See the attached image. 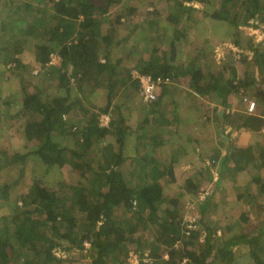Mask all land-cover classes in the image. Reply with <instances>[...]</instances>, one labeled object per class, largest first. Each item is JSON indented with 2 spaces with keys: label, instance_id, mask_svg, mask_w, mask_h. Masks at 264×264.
I'll use <instances>...</instances> for the list:
<instances>
[{
  "label": "trees",
  "instance_id": "trees-1",
  "mask_svg": "<svg viewBox=\"0 0 264 264\" xmlns=\"http://www.w3.org/2000/svg\"><path fill=\"white\" fill-rule=\"evenodd\" d=\"M115 1L118 0H106L100 6L93 0H31L30 3L22 2L13 6L11 12L17 18H13V23L9 22L12 27L7 29L9 39L6 42L0 41V56L5 52L7 59H12L17 66L23 68L21 54H15L22 52L26 44L30 45L26 42L27 39H33L39 29L40 35L32 45L37 65L40 68L46 67L50 53H56L60 58V67L55 73L58 81H61L59 86L69 87V77H73L74 87L81 94L99 88H104L107 92L105 105H96L100 111L85 108L87 121H77L74 130L70 129L72 125L67 123L66 117L69 116L72 105L81 101H70L67 97L70 94L67 92L66 95H49L37 91L25 93L19 98L23 113L31 115L22 126L26 150L21 155L11 154L12 161L7 160L6 163L17 162L22 171L25 156L34 155L40 162L39 174L43 177H33L27 194L23 196V206H11L16 212L9 217L4 216L0 223V264L23 263L22 249L26 247L25 250H31L35 255H39L40 251L46 255L47 249L57 246L66 252H84L92 264H128L126 258L130 251L141 258L150 256L153 264H235L236 245L242 247L249 264H264V218L252 231L240 229L242 224L238 220L227 229L221 227V234L218 236V223L204 219L208 203L214 194V188L209 193L204 192L206 189H201L209 184V176L202 186L192 178L186 179L188 197L199 206L200 217L194 222L184 220L179 198L166 197L170 195L165 190L166 186L177 180L174 162L171 156L165 159L166 157L159 158L155 154V148L163 146L168 141L166 137L172 136L171 129L179 126V114L163 112L161 109L166 104L165 92H170L168 96L176 113L180 100L186 102L190 94L207 98L212 96L219 100L223 108L222 113L217 115L220 126L250 131H260L264 127V117L258 113L229 110L232 93H244L246 90L252 92L256 83L264 82V46H259L264 41L252 43L248 37L245 41L246 37L238 29L240 25H244L264 32V24L261 25L256 20L264 23V0H172L175 7L167 11L164 19L166 25L174 27L175 38L170 41L168 54L156 45L150 46V37L126 46L121 39H114L113 31L124 23L123 11L111 12L109 9ZM141 3L150 4V7L152 4L150 0ZM197 3L204 6L202 12L208 19L234 26L232 46L229 49L239 54L242 61L246 60V49L252 52L251 58L257 59L254 60L257 77L248 72L237 76L236 67L231 62L220 64V69L204 67L200 65L204 57L202 50H197L192 59L183 64L176 62L177 43L186 37L187 27L192 26L188 21L189 15L191 10H195L194 4ZM45 4H49L48 10H45ZM40 6L43 10H39ZM136 7L127 6L126 2L123 4L127 14L133 13ZM149 11H153V7ZM155 17H159V14L154 10L147 16L148 20L139 23L137 27L152 26ZM180 22L183 25L177 29ZM104 23L107 24L105 31L102 29ZM19 35H24L25 39L20 42L15 40ZM143 46L147 47V56L140 54ZM114 50L123 55L113 59ZM123 56L132 58L134 64L128 67L123 65ZM32 63L35 65L34 61ZM68 65L71 66L70 74L65 70ZM182 66L183 76L188 79L189 92H185L187 96L176 95L170 91L169 86H165L154 101L144 102L141 99L137 104L142 113L136 126L139 132L137 136L145 141L148 149L140 156L139 173H143L135 177L143 182L133 186L120 169L124 158V139L131 131V127L126 124L125 114L129 113L131 106L115 103L114 98L122 89L132 97L139 94V80L133 77L132 70L150 74L154 78L161 76L173 80L181 76L178 71ZM200 105H205L203 100ZM102 113L109 114L107 126L99 123ZM0 118L2 120L3 117ZM176 131L179 132L175 130L173 136H176ZM79 132V137H73ZM108 134L114 135V142L118 144L117 151L112 142L102 145L101 141L106 140ZM67 137H72L73 143L80 146V149L64 148L61 142ZM219 155L220 149H214L211 154L201 158H213L216 162ZM66 163H70L78 173L77 183L63 182L57 189L46 184V173L59 170ZM226 165L232 179L243 169L249 168L254 174L247 182V191L244 190L235 197L236 202L243 201L245 197L247 209L242 210L240 218L248 221V212L256 214L264 205V182H261L259 175L261 168H264V141L260 137L254 145L230 147L221 158L216 187L219 180L223 179L222 171ZM145 178L147 180L144 182ZM8 188L5 184L0 185L1 201H9L11 193ZM201 193L204 194L202 198L199 196ZM233 202L234 200H230L227 203ZM229 231L232 234L227 236ZM85 241L90 243L87 248ZM42 242L47 247L38 248V244ZM146 248H149V252L145 251ZM27 259L29 262L26 260L25 263L30 264L34 258L29 256Z\"/></svg>",
  "mask_w": 264,
  "mask_h": 264
},
{
  "label": "rangeland",
  "instance_id": "rangeland-1",
  "mask_svg": "<svg viewBox=\"0 0 264 264\" xmlns=\"http://www.w3.org/2000/svg\"><path fill=\"white\" fill-rule=\"evenodd\" d=\"M30 1L31 0H0L1 42H6L9 39L7 29H12L11 23H13V18H17L11 12L13 6H16L17 3L22 4V2L30 3ZM93 1L96 5L100 6H103L106 3V0ZM141 1L144 0H118L111 3V5L109 6L111 12L123 11L124 14V23H122V25H119L117 30L113 31V38L116 40L121 39L122 41H124L122 44L126 46L127 44L131 45L133 43H136L143 38L150 37V46L156 45V47L160 48L161 50L167 51L168 54L170 41L175 38V36H173L174 27L171 25H166L164 19L167 15V11L174 9L175 2H172V0H150L152 2L151 7H153V11H149V9L151 8L150 4H142ZM124 2H126L127 6L136 5L137 7L135 8V11L131 14H127V12H124ZM194 6L195 10L190 11L188 20L192 24V26L187 27L186 37H184L179 43L176 42L178 44L176 62L178 64H183L184 62L191 60V57L196 54L197 50H202L204 57L201 60L202 63L200 62V65H204V67L220 69V64L231 62L236 67L237 76H242L246 72H248L257 77V65L256 61H254L257 59L251 58L252 52L246 49V60L242 61L239 59V54L233 53L229 49L230 46H232L231 44L234 35V26H229L228 24H222L220 22L208 19L204 12H202V10L205 9L204 6L198 3L194 4ZM48 7L49 4L44 5L45 10H48ZM39 10H43V7L40 6ZM154 10L157 11V14H159V17H155V23L148 28H142L141 26L137 27L139 23L146 22L148 20L147 16H150V14L154 12ZM256 20L261 25L264 24L258 19ZM181 25H183L182 22H180L176 26V28H181ZM16 26L19 27V25ZM106 26L107 24L104 23L102 26L103 31L106 30ZM238 29L240 31V34L246 37L245 41L247 40V37L251 39L252 43L257 42V40L259 42L264 41V32L259 28L245 27L244 25H240ZM262 29L264 30V27H262ZM146 30L147 33H145ZM39 33L40 32L38 29V31L36 32L37 35H35L33 39H27L26 42L30 45L26 44V47L22 52L15 54L16 56L21 54V62L24 64L23 68L17 65L14 69L5 67L7 63L13 60L10 58L7 59V55L5 52L0 56V117H3L2 120H0V185L5 184L6 186H9L8 192L11 193V195L9 194V201L0 200V223H2L4 216L9 217L12 213L16 212L15 208L12 209L11 206H23V196L27 194L28 187L33 182V177H43L41 173L39 174L40 162L36 160L37 157H34V155H29L30 157L25 156L26 159L24 160V167L22 171H20L21 165L17 162H13L12 164L6 163L7 160L12 161L13 157L10 156L11 154L18 153L19 155H21L26 150L24 148L25 135L22 133V126L24 122L31 117V115L23 113L21 107V99L19 98L21 96L23 97L25 93H34L37 91H42L43 93L45 92L49 95H66L67 92V94H70L69 96H67L70 101H81L80 103H75L72 105V110L70 111L69 116L66 117L67 123L72 125L70 128L71 130H74L73 128L75 127L74 125L77 121L82 123H85V121H87L84 115L85 108H89L90 110H95L96 112H98L100 110L96 107V105L103 106L106 103L107 91L104 88H99L98 90H94L93 92L87 90L84 91L83 94H81V92H79L76 87H74L75 85L73 84V81L71 79L69 82V87H61L62 85L59 86L61 81H58L55 73H57L56 71L60 67V65L58 64V60L60 58H56L53 63L46 65V67L43 68H40L37 65V60L34 55L35 49L32 45L34 43V40H37L38 36L40 35ZM23 36L19 35L15 40L20 42V40L25 39ZM259 46H264V43ZM11 52L12 49L10 53ZM146 52L147 47L143 46L142 53L140 54L142 56H147L148 52ZM120 55H123V53L114 50L112 57L113 59H115ZM33 61L35 62V65L32 63ZM121 62L127 67L134 64L132 58H125V56H123ZM52 66H54L55 68H52ZM49 68L50 70L48 71ZM70 68V65L65 68V70H67L69 74ZM182 68L183 66L180 67L178 71L179 75L181 76H179V78L177 79H173V83H171L169 87L170 91H172L176 95L182 94L184 96H187L185 92H189L187 84L188 79L187 77L183 76L184 69ZM34 69H37L38 72L34 73ZM225 73L228 74L227 72ZM69 74L67 75L68 77ZM65 82L68 84L66 80ZM70 87H72V90L70 89ZM262 88L263 84L256 83L252 88V92L246 90L244 93L243 91L232 93L229 101V110L243 109L245 103L242 99V96H250L249 98H255L257 100V94L263 95ZM67 89L70 90L67 91ZM169 94L170 92H165L164 101L166 102V104L165 106H162L161 109L163 110V112L172 111L173 113H175V115L179 114V126L174 127L175 129L169 128L171 129L172 133H170L169 131L168 133L173 136L175 130H179V132L176 131V136H174V138L176 137L178 139V136H189L193 138V140L190 139L192 140L191 150L183 154V156L175 157L176 164H174V167L177 180L173 183L169 182L166 186L165 190H167L170 194L166 197H178L180 200L179 205L181 207V212L184 216V220L189 222L197 221L200 217V208L196 204L192 203L188 197L189 192L186 186V179L192 178L194 182L202 186L205 184V180H208L209 176H211V180L209 181L207 187L201 188L202 190L206 189L204 192L207 191V193L211 192L212 188H214V194L212 195L208 203L207 211L204 217L205 221L210 220L218 223V226L220 228L217 232L218 236H220L221 234V227L227 229V227L232 226L234 222H238V220L241 221L242 227L240 229H242L243 231L249 232L254 230L255 226L259 223L260 220H258L256 214H254L253 212H248V216H250L249 220L243 221L240 218V213L242 212V210L247 209L248 203L245 200V197L243 201L236 202L235 200L236 194H239L244 190L247 191V182L254 175L251 172L252 170H250L249 168L243 169L242 171L238 172L232 179L231 177H229L230 171L227 167L228 165H226L222 171L223 179L221 181L219 180L217 187L215 185V182L218 181L217 179L219 177L218 168L221 158L226 154L225 151L228 144L234 140L233 136L229 135V126H220L218 123H216L215 118H217L218 111L215 110L213 112L212 110V113L211 111H209L210 108H205V106L212 107V105L210 104H213V106L221 105L219 103V100H217L216 97L212 96L207 98L205 96H195L194 94H190L188 95L186 102L184 100H180L181 102L179 101L180 104L177 109L178 112L176 113L175 109H173L174 105H172L171 100L169 99ZM202 100L205 105L199 106ZM114 102H118L122 105L128 104L131 106L128 109L129 113L125 114L127 119L126 124L131 127V131L127 134V136H125L124 139V146L122 149L124 158L121 162L120 169L126 177V180L134 186L137 183L143 182L142 179H136L135 177L143 173V171L139 173V163L141 160L140 156L148 149V146H145V141H142L140 138H138L137 135L139 132L136 130L137 123L142 114L137 108V104L139 105L141 99L139 94L132 97L130 94L124 93V90L122 89L121 91L119 90L118 95L115 96ZM206 110H208V114L206 113ZM3 114L5 116H3ZM11 125H13V127H10ZM79 135L80 132L73 137H79ZM168 137L170 136H167V138ZM106 138V140L101 141L102 145L106 142H112L114 148L117 151L118 144L114 142V135L108 134ZM61 144L64 146V148L67 149L75 147L77 149H80V146H77L75 142L73 143L72 137L63 139ZM218 146L220 152L222 151L220 156L218 157L219 159L216 158L218 161L216 160V162H214L213 158L209 157L205 159L201 158L203 155H209V153L211 154L213 149L215 147L218 148ZM159 147L155 148L157 150L155 152L157 157H166L165 159H168L170 157L169 153H171L168 144H164L162 147ZM171 157L174 156L172 155ZM74 169L75 168H73L70 163H66L62 168H59V170H51L50 172H48V174L46 173L44 177L45 183L49 186L55 187L56 189L63 182L76 184L78 173ZM214 172H217V174H214ZM259 175L261 178V182H264V168H261ZM143 180L145 182L147 178ZM67 196H69V194H67ZM183 196L186 197L184 198ZM1 198L2 196L0 192V199ZM70 198L72 200V197ZM230 200H234V202L231 204L227 203ZM231 234L232 233L230 231L226 233L227 236ZM150 240H152V237L150 238ZM144 242L146 243V240ZM38 245V248H42L43 246L47 247V244L44 245V242L39 243ZM25 249H22V252H24L22 253L24 264H26V260V262H29L27 259L29 256L34 258L32 261H30V264H92L90 258H88V256H86L84 252L78 250L66 252L63 251L61 247L57 246L56 248L50 250L46 248V255H43L42 251H40L41 253H39V255H35L33 251ZM234 250H236L235 264H249L247 255L243 251L242 247L236 245L234 246ZM145 251L149 252V248H146ZM128 256L129 255H127L126 258L127 262ZM150 259L151 260L148 259V264H153V258Z\"/></svg>",
  "mask_w": 264,
  "mask_h": 264
},
{
  "label": "crops",
  "instance_id": "crops-1",
  "mask_svg": "<svg viewBox=\"0 0 264 264\" xmlns=\"http://www.w3.org/2000/svg\"><path fill=\"white\" fill-rule=\"evenodd\" d=\"M261 84H263V88H262L263 95L257 94V100L254 98L257 102L254 113H258L262 117H264V82ZM249 97L250 96H248V98ZM210 105H212V107L211 106H205V108L206 109L210 108L209 111H211V112H212V110H213V112L215 110H217L218 111L217 115H220L222 113L223 108L221 107V105H218V106H213V104H210ZM215 107H217V108H215ZM245 108H246V104L244 105L243 109H240V111L245 110ZM215 119H216V123L219 124L218 118H215ZM229 132H230L229 135L233 136L234 140L228 144L225 153H227V150L232 146L246 147L249 145H254V143L260 137H261V141H264V127L260 131H250L247 129L236 130V129H233L230 127ZM166 139H168V141L165 142V144H168V147L170 148V151H171V153H169V156H172V155L174 156V157H171V159L174 162L173 165L176 164L175 163L176 162L175 157L183 156V154L187 153L189 150L192 149L191 141L193 140V138H191L189 136H186V137L185 136H178V139L176 137L174 138V136H170L168 138L166 137ZM190 139H192V140H190ZM195 140H196V138H195ZM214 149H216V150L219 149V146H218V148L215 147ZM214 149H213V151H214ZM221 152H220V154H221ZM256 216L258 217V220H262L264 218V205H262L261 208H259V212L256 213Z\"/></svg>",
  "mask_w": 264,
  "mask_h": 264
},
{
  "label": "built area",
  "instance_id": "built-area-1",
  "mask_svg": "<svg viewBox=\"0 0 264 264\" xmlns=\"http://www.w3.org/2000/svg\"><path fill=\"white\" fill-rule=\"evenodd\" d=\"M56 58H59L56 53H50L49 55V61L46 63V65H49L54 62ZM17 63L15 61H11L6 64L5 67L9 69L16 68ZM34 73H37L38 70L34 69ZM132 75L135 78H138L139 80V96L140 99H142L144 102H152L157 98V95L162 89V87L169 86L171 83H173L172 79L169 77H152L150 74H140L136 70H132ZM71 80L73 81V77H71ZM243 101L246 104L245 111L248 113H254V110L256 108V101L254 99L248 98L246 96H243ZM100 125L107 126L109 123V114L104 113L100 115ZM214 174H217V172H214ZM202 195V196H201ZM200 197H204V194H201ZM135 203V201L133 202ZM85 248L89 247L90 243L85 241L84 242ZM128 264H148V259H150L149 256L145 255L142 258L135 252L130 251L128 253ZM151 263V261H150Z\"/></svg>",
  "mask_w": 264,
  "mask_h": 264
}]
</instances>
